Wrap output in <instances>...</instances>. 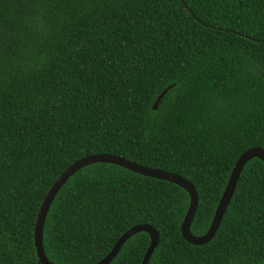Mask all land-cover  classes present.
I'll return each instance as SVG.
<instances>
[{
	"label": "trees",
	"instance_id": "1",
	"mask_svg": "<svg viewBox=\"0 0 264 264\" xmlns=\"http://www.w3.org/2000/svg\"><path fill=\"white\" fill-rule=\"evenodd\" d=\"M251 147L264 149V0H0V264H40L38 209L81 158L114 155L189 181L201 236ZM188 204L172 183L89 165L55 196L44 253L95 264L148 225L159 235L148 264H234L235 209V264H264L261 159L246 163L205 245L182 238ZM148 245L139 232L110 264H141Z\"/></svg>",
	"mask_w": 264,
	"mask_h": 264
},
{
	"label": "water",
	"instance_id": "2",
	"mask_svg": "<svg viewBox=\"0 0 264 264\" xmlns=\"http://www.w3.org/2000/svg\"><path fill=\"white\" fill-rule=\"evenodd\" d=\"M166 90H164L157 98L154 105H157L160 100L165 95ZM154 109L156 107L154 106ZM259 158L264 162V149L262 147H251L244 151L238 160L236 161L235 165L233 166L230 176L228 178L227 184L223 190V193L220 197V200L216 206L214 211V215L212 221L210 223L209 228L207 229L206 233L201 236H195L191 233L190 227L193 221L196 208L198 205V195L195 190V187L187 180L183 179L182 177L168 173L162 170L152 169L144 166H139L133 162H130L124 158L108 155V154H97L86 156L75 161L69 167H67L62 174L56 179L53 185L50 187L46 195L44 196L41 205L38 209L34 230H33V238H34V245L36 248V254L38 257V262L40 264H52L46 258L43 249V227L45 223V218L48 213V210L59 192L62 186L68 181V179L73 176L76 172L80 169L87 167L92 164H112L115 166L122 167L126 170H129L133 173H136L140 176L153 178L158 180H163L174 185L179 186L182 188L189 197V204L186 209L185 216L180 225V233L182 238L189 244L194 246H202L209 243L213 237L215 236L216 231L221 223L223 215L232 199L233 193L236 190L237 184L239 182L241 173L246 165V163L253 159ZM144 232L149 236V245L145 252L144 258L141 264H148L149 259L151 258L154 250L159 244V235L156 230L148 225H138L130 228L127 230L115 243L113 248L110 252L99 262L95 264H110L112 260L117 256L123 244L133 235Z\"/></svg>",
	"mask_w": 264,
	"mask_h": 264
}]
</instances>
